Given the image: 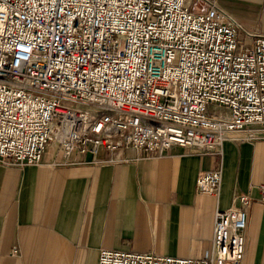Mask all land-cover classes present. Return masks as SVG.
<instances>
[{"label":"built area","instance_id":"built-area-1","mask_svg":"<svg viewBox=\"0 0 264 264\" xmlns=\"http://www.w3.org/2000/svg\"><path fill=\"white\" fill-rule=\"evenodd\" d=\"M217 2L0 0V162L38 163L50 143L65 156L209 154L229 133L264 128V35L241 45ZM221 176L220 166L200 171L196 190L219 195ZM253 201L240 192L217 208L207 258L102 248L98 264H241Z\"/></svg>","mask_w":264,"mask_h":264},{"label":"crops","instance_id":"crops-1","mask_svg":"<svg viewBox=\"0 0 264 264\" xmlns=\"http://www.w3.org/2000/svg\"><path fill=\"white\" fill-rule=\"evenodd\" d=\"M217 1L237 23L241 45L264 35V0ZM42 155L31 165L0 162V264H98L102 248L207 258L215 211L240 192L254 197L241 264H264V204L255 187L264 184L263 127L229 133L209 154L122 146L65 156L50 143ZM217 166L219 195L198 192L196 175Z\"/></svg>","mask_w":264,"mask_h":264},{"label":"rangeland","instance_id":"rangeland-1","mask_svg":"<svg viewBox=\"0 0 264 264\" xmlns=\"http://www.w3.org/2000/svg\"><path fill=\"white\" fill-rule=\"evenodd\" d=\"M191 9H193V7H191ZM75 108H84L81 105H75ZM207 113L211 114V115H226L227 114V109L225 108H219L215 105H209L208 104V108H207Z\"/></svg>","mask_w":264,"mask_h":264}]
</instances>
